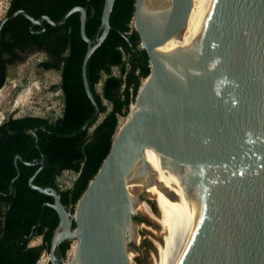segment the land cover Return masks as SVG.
Instances as JSON below:
<instances>
[{
    "label": "water",
    "instance_id": "obj_1",
    "mask_svg": "<svg viewBox=\"0 0 264 264\" xmlns=\"http://www.w3.org/2000/svg\"><path fill=\"white\" fill-rule=\"evenodd\" d=\"M114 2L105 0L102 32L95 39L87 35L83 6L72 7L60 21L15 13L34 24L60 26L81 12L80 32L88 44L82 77L97 107L84 128L100 115L87 62L111 29ZM191 6L192 0H172L169 11L136 0L132 23L151 71L74 213L54 188L34 183L43 160L16 156V177L18 158L40 165L29 185L55 199L48 203L60 218L51 240L52 264H58L55 248L66 240H77L78 250L63 264H131L127 251L137 235L138 215L129 206L125 180L146 146L157 190L169 197L179 217L172 264H264V0H216L195 47L182 38L162 61L158 47L183 28ZM12 187L13 180L11 192ZM125 224L131 230H123Z\"/></svg>",
    "mask_w": 264,
    "mask_h": 264
},
{
    "label": "trees",
    "instance_id": "obj_2",
    "mask_svg": "<svg viewBox=\"0 0 264 264\" xmlns=\"http://www.w3.org/2000/svg\"><path fill=\"white\" fill-rule=\"evenodd\" d=\"M104 2L10 0L9 18L0 29V89L8 80L11 65L24 61L30 52L42 51L47 58L40 66L60 72L63 108L54 119L8 116L0 124V264H38L43 253L50 252L60 221L56 209L48 204L54 203V197L29 185V178L40 165H27L18 158L16 177V156L21 155L27 161L43 160L44 166L34 183L54 188L66 208L74 213L79 198L111 149L120 116L128 115L142 81L151 71L149 56L139 49L140 36L132 27L136 0H115L111 29L87 62V77L100 115L84 128L97 107L88 96L82 77L88 44L80 32L81 12H73L60 26L48 21L34 24L22 12L12 15L24 10L36 19L48 15L60 21L72 7L83 6L87 10V35L95 39L102 32ZM114 67L119 69L118 74L114 73ZM100 83L101 92L97 90ZM65 171H72L76 177L71 186L62 187L58 178ZM153 209L156 210L155 205ZM31 234L33 238L40 237L42 243L30 246ZM71 242L62 241L55 248L58 264H63ZM46 264H52L51 260Z\"/></svg>",
    "mask_w": 264,
    "mask_h": 264
},
{
    "label": "rangeland",
    "instance_id": "obj_3",
    "mask_svg": "<svg viewBox=\"0 0 264 264\" xmlns=\"http://www.w3.org/2000/svg\"><path fill=\"white\" fill-rule=\"evenodd\" d=\"M9 1L10 0H0V20L7 13L4 12V10ZM132 27H134L133 23ZM138 47L142 49L141 44H139ZM46 58V54L42 51L31 52L26 56L24 61L9 68L8 80L3 88L0 89V124L7 119L8 116L22 117L24 115H35L54 119L61 114L63 108V97L60 89L61 75L59 70L46 69L40 66V63L45 61ZM127 58L128 56H126L125 59ZM113 71L116 74L119 73L117 67H114ZM97 90L101 92V83L97 85ZM106 104L108 106L110 105L107 101ZM103 116L104 115H101L100 119H102ZM129 117V115L120 116L117 133L125 126ZM75 177L76 174L72 171H65L59 176L58 182L62 187L71 186ZM135 214L139 217V220L135 219V223L136 225H140L135 227V232L142 236V238L140 242H137L136 237L131 240L128 256L134 264H150L151 258L153 257L151 252H155L156 255L157 249L151 238L152 233L146 226L155 225L150 221L142 225V222H144L142 217L146 219L147 217L139 212H135ZM149 235H151V237ZM71 241L70 247L75 246L74 250L76 251L77 242ZM41 243L42 239L40 237H35L31 240L30 245L37 246ZM139 245L142 249L138 251L134 247ZM44 253L46 254L43 259L49 257L50 260V253L47 250ZM72 257L73 256H71L69 260L64 259L63 262L68 263L72 260Z\"/></svg>",
    "mask_w": 264,
    "mask_h": 264
},
{
    "label": "bare ground",
    "instance_id": "obj_4",
    "mask_svg": "<svg viewBox=\"0 0 264 264\" xmlns=\"http://www.w3.org/2000/svg\"><path fill=\"white\" fill-rule=\"evenodd\" d=\"M216 0H192V6L189 16L183 28L167 41L158 47V53L163 61L176 42L182 38L186 39L187 45L195 47L194 40L212 9ZM147 7L161 8L169 10L172 7V0H146ZM135 104L131 109H135ZM131 111V110H130ZM129 115V114H128ZM125 188L129 196V206L134 212L142 213L155 226H146L152 233L149 235L156 246L157 253L151 252L153 257L150 264H172L174 249L177 241L178 231L180 227L179 217L169 197L158 191L152 172L151 160L148 146L140 149L136 155L135 161L127 174L125 180ZM151 200L155 201L157 211H154ZM142 225H144L142 223ZM140 225H136L138 227ZM131 230L129 225H124L123 230ZM137 242H140L142 236L137 234ZM76 251L74 247L71 250L72 259L76 256L78 250V241ZM74 250V251H73ZM129 251V250H128ZM129 262L131 259L128 256Z\"/></svg>",
    "mask_w": 264,
    "mask_h": 264
},
{
    "label": "built area",
    "instance_id": "obj_5",
    "mask_svg": "<svg viewBox=\"0 0 264 264\" xmlns=\"http://www.w3.org/2000/svg\"><path fill=\"white\" fill-rule=\"evenodd\" d=\"M9 4H10V1L8 2V4L6 5V9L4 10V12H7L8 11V8H9ZM73 247V246H72ZM72 247H70L67 252H66V256H65V259H70L71 258V250H72ZM46 253H43V255L41 256V259L40 261L38 262V264H46L48 263L49 261V257L47 258H44L43 257L45 256Z\"/></svg>",
    "mask_w": 264,
    "mask_h": 264
},
{
    "label": "flooded vegetation",
    "instance_id": "obj_6",
    "mask_svg": "<svg viewBox=\"0 0 264 264\" xmlns=\"http://www.w3.org/2000/svg\"><path fill=\"white\" fill-rule=\"evenodd\" d=\"M9 5H10V4H9ZM13 15L15 16L16 14L14 13ZM13 15H12V16H13ZM14 16H13V17H14ZM6 17H9V15H8V11H7L6 15H5L3 18H6ZM3 18H2V19H3ZM2 19H1V20H2ZM1 20H0V22H1ZM6 20H7V19H6ZM6 20H5V21H6ZM3 24H4V23H3ZM2 26H3V25H2ZM1 28H2V27H1ZM33 52H35V51H33ZM30 53H31V52H30ZM22 54H23V55H26V53H22ZM18 63H19V62H18ZM16 64H17V63H16ZM14 65H15V64H14ZM11 66H13V65H11ZM11 66H10V67H11ZM10 67H9V68H10ZM43 68H44V67H43ZM51 69H53V68H51ZM8 71H9V70H8ZM30 246H31V245H30ZM134 248L137 249L138 251L142 249V247H141L140 245L137 246V247H134Z\"/></svg>",
    "mask_w": 264,
    "mask_h": 264
}]
</instances>
